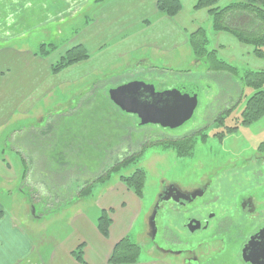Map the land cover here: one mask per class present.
<instances>
[{"label": "rangeland", "instance_id": "1", "mask_svg": "<svg viewBox=\"0 0 264 264\" xmlns=\"http://www.w3.org/2000/svg\"><path fill=\"white\" fill-rule=\"evenodd\" d=\"M59 2L61 3L62 0H55V3H53V0H17V2L16 0H0V72L9 70L13 75L17 74V80L13 78L11 83L0 80V121L5 120V125L0 129V153L6 151L7 154L11 155V163L15 167L14 169L18 170L17 163L21 158L15 154L16 149L11 145V142L7 144V139L9 140L10 136L13 138V131L16 132L21 127L31 124V127L28 126V131L31 132L24 131L21 135L17 134L19 140L15 143L18 144L17 147L25 143L22 147L24 150L23 166L24 168L26 166L23 172L27 170L28 166V168L30 167L29 170H32L33 173L39 172L47 175L49 173L51 178L55 179V185L59 187L57 191H60L62 187L63 178L70 176L66 174L55 175L58 170L60 172L66 171V166H60L61 163H73L75 158L82 159L88 158V156L101 158L104 156L106 149L111 150L112 148L118 149V157L121 158L118 164H111L110 168L116 165L119 166L123 161L136 158L130 164L120 167L118 170L109 171L110 168H107L106 174L105 170L96 171V165L91 166V170L87 173L86 177L96 180L98 177L105 176V179L101 182H95L92 186L90 185V192L84 197L87 200L81 202L80 208L85 212L94 213L96 211L94 205L96 204L95 200L97 196L104 187H111L116 183H120L134 194L130 188H127L120 181V178L128 177L136 169H141L145 173V181L141 192L142 196L138 198L134 194L141 200L143 212L140 222L135 227V231H138L137 233L141 232V244L139 246L142 250L138 259L147 258L149 251L154 254H160L153 246L150 247V241L146 236L142 223L146 215L150 217L154 212L156 200L163 185L174 184L180 190H192L200 184H206L210 180L220 177L221 182H228L233 185L232 191L248 187L249 180L246 174L238 173L234 175L233 173L241 170V165L255 166L251 162L259 159V156L253 157L255 155L254 152L257 146L264 141V133L258 134L253 128L259 122L253 124V127H242L240 126V118L236 119L237 116L239 117V113L241 114L244 104L251 97L252 94L250 93L253 91L249 88H243L240 82L236 84V80L232 76H229V81L226 83L227 86L222 87L223 84L220 85L223 89H221V95L225 92L226 96L233 97L229 94L230 91L232 94H236L235 98H237V101L240 96L244 99H240L237 102L241 105H238L236 110L232 111V114H226L224 116L225 120L222 119V122L227 123L228 127L235 126L236 130L230 132L227 129L220 133H213L214 130L219 129V127L215 126L209 132H204L207 137L181 140L182 136L186 133L188 135L193 133L202 120L207 124L217 116L218 110H207V108L210 106L209 108L213 109L214 106L218 107L221 105L216 101L218 87L214 81L220 82V78L227 74H214L215 79L213 76H210L211 72H205L204 66L201 69H197L189 66L188 62H184L182 66L174 68V72H165L161 69L154 71L155 68H151V72L149 73L139 72L136 75L128 73L120 77L117 74L114 75L112 71H108L109 69L104 67L101 68L102 70L100 69L101 71H97L95 64H92L91 66L95 70L87 73L89 64L83 66L81 63L90 59L89 54H87V59L58 69L55 66L60 59L59 52L49 67L52 77L49 79L44 75L41 76L42 67L34 65L31 71H29L30 65L28 68L23 67V65L25 66V62H30V58L27 55L15 53H9L8 55L7 53H2L7 50L5 48H11L12 50L16 49L14 52L23 51V53L27 52L30 54L34 50L35 53L41 54L43 50H40L42 45L40 46L39 44L44 40L56 43L55 50L49 54L51 56L65 42L64 39H61L63 38L62 31L65 30L63 31L64 33H69L73 29L77 33L84 22L80 19V15L82 13L86 15L92 5H99L96 0H87L85 3L73 4L71 10L72 18H67L63 25L57 24L56 21H59L58 17L56 20L51 21H48L45 16L41 18L42 13L52 12L57 7L59 9ZM41 3L46 5V7H43V10ZM220 5L224 6L222 1ZM66 16H68V13H66ZM209 25H211L210 21L201 25L203 30L202 38L207 42L204 48L207 51L213 50L214 47V33L210 30ZM55 32L62 35L57 42L53 39ZM38 56L41 57L40 55ZM192 56L194 57L193 54ZM217 58L237 68L240 75L248 70L238 60L231 62L220 54L217 55ZM188 68L189 70H186ZM132 80H140L145 84L153 86L157 93L167 91L176 86H182L189 93L195 94L196 109L192 119L185 122L179 128L172 130L158 125L157 132L153 133L164 134L167 138L166 140L157 141L156 137L147 136L152 132L150 130L151 126L156 128L157 125H140L139 120L135 116L121 111L109 100L108 93L111 89L128 84ZM53 81L57 85L51 95H47L48 97L41 96L38 103L34 105V109L30 111L31 115L29 112H25L27 115L23 116L18 112L14 113V111L11 112L9 110L11 99L12 102L17 99V95L13 96L14 94L11 95L12 93H22L24 90H30L31 87H34V91L30 93V97H39L45 90H42V86L44 84H51ZM37 85L40 86V92L35 90ZM246 90L250 92V95L245 94ZM222 100L226 101L224 95L218 98V102ZM46 122L51 125L53 123V133L50 137L44 134L45 127H47V125L45 126ZM259 124L264 125V117L260 120ZM26 132L29 134L26 135ZM175 144L184 146V148H177L174 146ZM9 150H12V152ZM28 154L33 158H27ZM84 162L88 161L85 160ZM81 165L84 168L87 167L86 163ZM19 171L18 179H20ZM70 171L67 173L73 174L74 168L70 169ZM78 172L80 171L78 170ZM18 179L12 181L11 184L9 183L8 188H5L7 184H1V205L7 206L6 209L18 218H22L21 215L27 216L26 221L28 223L32 222L34 215L47 214L41 222L38 223L37 221L34 224L37 225V230L42 233L40 237H45L44 231L49 230L55 232L57 238H62L67 231V216L70 215L71 210H64L53 215L42 212L40 207L44 210L45 203H47L46 207L49 209L58 206L53 205L52 201L44 203L42 193L36 188L33 189L34 186L26 187L30 193L29 200L32 199L31 204L33 205H30L26 210L21 209L23 199L18 194L20 191L18 185L21 184L20 181L22 180ZM257 182L264 184L263 179L257 180ZM253 199L258 204L257 207H264V188L255 191ZM104 212L109 216L111 210H104ZM211 215H217V213L211 211L208 216ZM161 217L162 215H157V218L154 220V223L156 222L155 228L156 226L158 228L157 236L155 237L156 242H159L162 234L163 223ZM21 221L20 223L26 228L27 223L23 219ZM260 222L263 223L264 219ZM185 223H187V220L182 219L180 221V225ZM173 224L174 222L168 221L169 226H173ZM173 231L174 235L178 236L181 240H188L190 242H196L203 235L208 234L205 231L190 233L187 229H182L181 227L180 230L173 229ZM218 237L219 235L216 237L215 242L208 245L207 248L195 251L196 257L198 259L202 257L208 258L216 253V250L221 247ZM219 238L225 239V236L220 235ZM132 239L134 242H137L136 237ZM236 240L237 243L230 245L233 254L219 258L213 261L212 264H245L240 257L244 237L241 236L240 238H236ZM237 251H239V254ZM176 261L177 264H185L182 263V257H177Z\"/></svg>", "mask_w": 264, "mask_h": 264}, {"label": "crops", "instance_id": "2", "mask_svg": "<svg viewBox=\"0 0 264 264\" xmlns=\"http://www.w3.org/2000/svg\"><path fill=\"white\" fill-rule=\"evenodd\" d=\"M235 1L237 0H222L224 5ZM85 2L87 0H62L61 3L59 2V9L57 7L52 12L42 13L41 18L45 16L48 21H51L56 20L58 17L59 21H56L57 24L63 25L67 18H72L71 10L73 4ZM179 2L181 4V12L172 18L158 11L157 0H103L98 3L99 5H92L86 15L85 13L81 14L82 17L80 15V19L84 22L77 33L73 29L69 33H64L63 31L65 30H63V36L57 32L55 34L52 33L54 34V41L57 42L62 36L63 38L61 39H64L65 42L51 56L44 59V57H39L34 50L28 54L27 52L23 53V51L14 52L16 49L12 50L11 48H5L7 50L2 53L27 55L30 58V62H25L23 67L28 68L30 65L29 71L32 70L34 65L42 67L41 76L44 75L49 79L52 78L49 67L59 52V57H61L76 46H81L90 56L88 61L81 63L83 66L89 64L87 73L95 70L92 68V64H95L97 71H101V68L104 67L120 77L128 73H133L134 75L139 72L149 73L151 68H155L154 71L161 69L165 72H174V68L182 66L184 62H188L189 66L193 68L201 69L204 65L200 60L196 59L189 42L192 35L202 31L201 25L209 22V17L205 9H197L198 0H179ZM53 3H55V0H53ZM43 7H46V5L41 3L42 10ZM66 13H68V16H66ZM209 27L212 30L211 25ZM213 33L214 47L213 50H208V52L214 51L216 57L220 54L231 62L238 60L239 63H242L248 69L243 73L249 70H264V60L254 56L252 47L240 43L235 37L227 33H216L214 31ZM48 44L56 46V43L44 40L39 45ZM20 62L23 64L22 61ZM223 62L229 64L226 61ZM195 63H197L196 66H194ZM98 64L99 66H97ZM186 70H189V68ZM16 75H13L9 70H5L0 72V80L11 83L13 78L17 80ZM133 81L136 80L130 82ZM139 82L141 81L139 80ZM235 82L238 84L237 81ZM56 85L57 83L54 81L51 84H44L42 90H45L39 97L35 98L30 97L34 87H31L30 90L23 89L22 93H12L11 95L14 94L13 96L17 95V99L14 102L11 99L9 110L11 112L14 111V113L18 112L23 116L27 115L28 112L30 113L34 109V105L38 103L41 96L51 95ZM215 85L219 86L216 82ZM35 90L40 92V86L37 85ZM249 93L248 90L245 91V94ZM229 94L233 97H227L228 100L237 99L235 98L236 94H232L230 91ZM241 99L244 98L242 97ZM260 120L256 123H260ZM259 123L252 127L258 134L264 133V125ZM4 125L5 120L0 121V129ZM46 125L44 134L50 137L53 133V123L51 125L46 122ZM28 126L31 127V124ZM28 126L21 127L16 132L13 131V138L10 136L9 140L7 139V144L11 142V145L16 149L15 154L21 158L17 163L18 170H15L11 163V155L7 154L6 151L0 153V186L5 183L7 184L5 188H8L9 183L11 184L12 181L18 179V171L20 170L19 177L22 181L18 185V189H20L18 194L23 199L21 209L26 210L30 205H33L31 204L32 199L29 200L30 193L26 187L34 186L33 189L36 188L42 193L44 203L52 201L53 205L58 206L49 209L46 207L47 203H45L44 210L40 207L42 212L49 215L57 214L64 210H71V212L67 216V231L62 238H57L55 232L49 230L44 231L45 237H40L42 233L37 230L38 227L34 224L37 221L38 223L41 222L47 214L34 215L32 222L28 223L26 221L27 216L21 215L22 218H18L11 214L6 209L7 206L1 205L0 202V264H109L108 260L114 246L123 238L127 237L131 242L140 245L141 232L137 233L138 231H135V227L142 218V202L120 183L103 188L95 200L97 204L94 205L96 211L91 214L80 208L81 202L87 199L82 198L72 201V198L67 195L65 187L64 189L61 187L60 191H56L54 184H50V187H47L41 186L39 182L34 183L32 180L33 176L41 173H33L28 166L27 170L23 172L26 168V166L25 168L23 166L24 150L22 148L25 143L22 142L23 144L18 147V144L15 143L19 140L17 134L21 135L24 131L31 132L28 131ZM27 132L26 135L29 134ZM263 144L264 141L257 147ZM9 151L12 152V150ZM27 158L33 157L28 154ZM15 166L17 167V165ZM104 210H111L109 213L111 225L107 238H104L96 227L97 219ZM149 218V215H146L142 223L148 238L150 234ZM21 219L27 223V225L25 224L26 228L20 223L22 222ZM133 237H136L137 242L133 241ZM80 246L82 247V261H78L73 254ZM147 256V258L138 259L135 264H177L176 256L154 254L151 251L148 252Z\"/></svg>", "mask_w": 264, "mask_h": 264}, {"label": "trees", "instance_id": "3", "mask_svg": "<svg viewBox=\"0 0 264 264\" xmlns=\"http://www.w3.org/2000/svg\"><path fill=\"white\" fill-rule=\"evenodd\" d=\"M102 1L103 0H96L98 3ZM221 1L222 0H198L197 9H205L207 11L211 28L214 32L227 33L235 37L240 43L252 47L256 58L264 60V0H237L224 6L220 5ZM157 7L159 12L167 17H175L181 12L179 0H157ZM202 32L203 30L190 37L189 44L193 54L196 59L200 60L205 66L206 72H211L216 75L227 74V76H232L238 84L239 82L241 83L243 88H249L253 91L251 97L244 104L240 117H238L240 118V126H252L264 116V70H249L240 75L236 68L217 59L214 51L208 52L204 48L206 41L202 38ZM55 48L56 47L52 44L42 45L40 50L43 51H41V54L39 53L37 55L46 58ZM87 58L88 55L85 50L81 46H76L60 57L55 68L61 69ZM235 130L236 128H232L228 131L232 132ZM174 146L177 148H184V146H179L177 144ZM260 150L264 152V144L261 146ZM105 152L104 156L101 158L88 156V158L82 159L75 158L73 163L68 162L60 164V166H66V171L60 172L58 170L55 175H70L68 178H63L62 187L63 189L65 187V191L67 195L72 198V201L84 198L90 192L91 186L95 182H101L105 179V176L98 177L96 180H91L90 177H86L87 173L91 170V166L96 165V171L105 170L106 174V169L110 168L109 166L111 164L119 162L117 158L119 153L118 149H106ZM135 159L131 158L123 161L119 166L116 165L111 167L109 171H115L120 167L127 166ZM85 160L88 162H84ZM83 163L87 164L86 168L81 165ZM69 168H74L73 174L67 173L70 171ZM78 170L80 172H78ZM32 180L34 183L39 182L41 186L50 187V184H54L56 189L58 188L55 185V179H52L49 173L48 175L41 173L36 177L33 176ZM120 181L126 185L127 188H130L138 198H141V192L145 181V173L141 169H136L128 177H121ZM110 222L108 214L104 211L97 219V230L104 238L108 237ZM141 250V247L131 242L129 238H123L114 246L108 263L135 264L141 254ZM73 254L78 261H82L81 246L78 247Z\"/></svg>", "mask_w": 264, "mask_h": 264}, {"label": "flooded vegetation", "instance_id": "4", "mask_svg": "<svg viewBox=\"0 0 264 264\" xmlns=\"http://www.w3.org/2000/svg\"><path fill=\"white\" fill-rule=\"evenodd\" d=\"M210 76L215 78V75L212 73H210ZM220 79V82L214 81V83H220L218 84L219 86H217L218 93L216 94V101L221 105L218 107L214 106L213 109H210V106L207 108V110H218L217 116L207 124L202 120L201 124L196 127L193 133L189 135L186 133L182 138L180 137L181 140L195 137L200 138L203 136L207 137L205 133L209 132L215 126L219 127V129L214 130L213 133H220L227 129L230 130L235 128V126L228 127L226 125L227 123L222 122V119L225 120L224 116L226 114H232V111L236 110L239 105L237 102L241 99V96L238 98V101L237 99L228 100V96H226L224 92L222 95L226 97V101L222 100L218 102V98L222 97V87L227 86L226 83L228 82L226 81H229L226 75L222 76ZM221 84H223L222 87L220 86ZM174 88L175 87L171 89ZM158 127V125L156 128L151 126L150 130L152 132L147 136L156 137L157 141L166 140L167 138L164 134L153 133L157 132L156 129H158ZM260 147L261 146L257 147L254 152L255 155H253V157L256 155L259 156V159L251 162L255 165L254 167L241 165V170L233 173L234 175L238 173L246 174L249 182L248 187L245 189H235V191H232L233 185L228 182H221L220 177H216L206 184H200L192 190H180L179 187L174 184L163 185L154 209L156 212L155 218H157V215H162V234L159 242H156L155 237L157 236L158 228L157 226L156 228L155 226L150 228V247L153 246V248L162 255L182 257V263L185 264H212L213 261L219 258L230 256L233 254L230 245L232 243H237L236 238H240L241 236L244 237L241 248L243 249L248 243L249 238L264 227V222H260L264 219V207H257L258 204L255 199H253L255 191L264 188L263 183L257 182V180L260 179L264 180V153L262 152L261 154ZM120 158L121 157H118V160ZM211 211H215L217 215L208 216ZM182 219L187 220V223L180 225ZM168 221L174 222L173 226H169ZM189 221H193L194 223L189 224ZM180 227L182 229H187L190 233L205 231V233L208 232V234L203 235V237L196 242L181 240L173 233V229L180 230ZM195 227L197 228L195 229ZM218 235L219 237L220 235L225 236V239L218 237L221 247L216 250L217 252L208 258L202 257L198 259L195 251L207 248L208 245L215 242ZM237 253L239 254V251H237ZM247 257L251 259L253 256L247 255ZM256 257V260L251 259L252 263L247 262L245 264H264V253L260 255L256 254Z\"/></svg>", "mask_w": 264, "mask_h": 264}, {"label": "water", "instance_id": "5", "mask_svg": "<svg viewBox=\"0 0 264 264\" xmlns=\"http://www.w3.org/2000/svg\"><path fill=\"white\" fill-rule=\"evenodd\" d=\"M108 95L109 100L121 111L136 116L140 125H159L175 129L190 120L196 109L195 94L189 93L182 86L157 93L153 86L133 81L111 89ZM155 214L154 211L149 218L150 228L155 226ZM192 223L194 222L189 221V224ZM262 253H264V227L249 238L248 243L241 250V258L244 263H252L251 259L256 260V254ZM247 255L253 257L250 259Z\"/></svg>", "mask_w": 264, "mask_h": 264}, {"label": "bare ground", "instance_id": "6", "mask_svg": "<svg viewBox=\"0 0 264 264\" xmlns=\"http://www.w3.org/2000/svg\"><path fill=\"white\" fill-rule=\"evenodd\" d=\"M134 116V115H133ZM136 117V116H135ZM137 118V117H136Z\"/></svg>", "mask_w": 264, "mask_h": 264}]
</instances>
